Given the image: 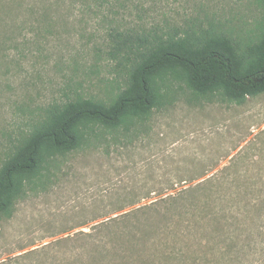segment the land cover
I'll return each mask as SVG.
<instances>
[{
  "label": "rangeland",
  "instance_id": "obj_1",
  "mask_svg": "<svg viewBox=\"0 0 264 264\" xmlns=\"http://www.w3.org/2000/svg\"><path fill=\"white\" fill-rule=\"evenodd\" d=\"M260 16L254 0H0V168L48 107L121 92L137 39L246 40ZM165 99L26 186L0 215V264H264V93L177 82Z\"/></svg>",
  "mask_w": 264,
  "mask_h": 264
},
{
  "label": "trees",
  "instance_id": "obj_2",
  "mask_svg": "<svg viewBox=\"0 0 264 264\" xmlns=\"http://www.w3.org/2000/svg\"><path fill=\"white\" fill-rule=\"evenodd\" d=\"M254 3L261 16L246 40L213 27L137 39L144 46L129 47L133 58H127L125 88L108 102L77 97L48 107L0 168V215L52 163L85 143L93 129L126 127L163 106L173 83H184L195 95H218L237 104L264 93V0Z\"/></svg>",
  "mask_w": 264,
  "mask_h": 264
}]
</instances>
